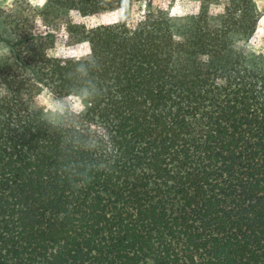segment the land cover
<instances>
[{
  "label": "trees",
  "instance_id": "1",
  "mask_svg": "<svg viewBox=\"0 0 264 264\" xmlns=\"http://www.w3.org/2000/svg\"><path fill=\"white\" fill-rule=\"evenodd\" d=\"M44 0L0 56V264H264L254 0ZM124 19L88 28L84 19ZM78 57L51 54L57 34ZM42 90L76 107L46 115Z\"/></svg>",
  "mask_w": 264,
  "mask_h": 264
},
{
  "label": "rangeland",
  "instance_id": "2",
  "mask_svg": "<svg viewBox=\"0 0 264 264\" xmlns=\"http://www.w3.org/2000/svg\"><path fill=\"white\" fill-rule=\"evenodd\" d=\"M202 0H175L171 7L173 16H187L199 13ZM44 3V0H0V56L6 55L11 47V35L9 32L8 21L12 17H23L31 21L34 33L44 32L38 22L34 21L35 12ZM229 4V0H218L212 9L222 11ZM256 11L259 15V27L253 38L246 43L245 47L249 50L264 54V0H254ZM156 7H165V0H155ZM124 14L120 10L89 16L84 19L88 28H93L102 24H109L121 21ZM57 34V33H56ZM90 51L88 43L70 46L63 34H57L51 54L55 57L78 58ZM40 100L46 115L65 112L67 109L76 107L78 100L74 97L59 99L42 90Z\"/></svg>",
  "mask_w": 264,
  "mask_h": 264
}]
</instances>
